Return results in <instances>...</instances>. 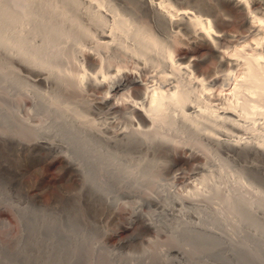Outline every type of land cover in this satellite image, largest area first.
I'll return each mask as SVG.
<instances>
[{
  "label": "bare ground",
  "instance_id": "6f19581e",
  "mask_svg": "<svg viewBox=\"0 0 264 264\" xmlns=\"http://www.w3.org/2000/svg\"><path fill=\"white\" fill-rule=\"evenodd\" d=\"M226 7L239 16L230 28ZM237 34L234 46H222L225 37ZM196 43L208 47L198 60L192 56ZM184 47H190L189 53L178 58L177 51ZM208 56L214 63L203 67ZM129 70L143 83H126ZM0 136L18 149L41 146L56 152L61 168L75 173L72 185L80 192L147 193L148 203L162 212L146 216V227L155 232L153 240L148 237L153 245L144 248L147 261L132 264H212L207 258L237 253L247 264H264V246L253 251L235 241L238 229L204 227L203 209L196 201L187 205L174 200L177 212L162 197H152L153 192L163 196L188 188L210 199L222 196L227 183L223 186L210 160L212 149L215 155L225 150L264 158V0H1ZM178 139L189 141L188 148L201 145L205 153L209 150L206 161L200 160L186 176L193 185L174 183L172 177L166 181L164 161L144 167L137 155L141 162L133 160L135 155L129 157L133 161L128 155L129 162L124 160L130 148L171 158ZM117 149L127 152L123 156ZM187 161L180 162L185 166ZM200 178L212 179L205 186L200 182L207 189L195 183ZM179 206H187V215L197 222L189 226ZM164 214L172 216L164 221L169 230L151 220ZM139 215L137 208L133 217ZM212 219L224 221L220 216ZM162 226L170 231L165 239L160 237L166 232ZM99 241L102 249H94L91 239L77 240L80 247L70 251L86 254L74 259L81 264H119L111 245Z\"/></svg>",
  "mask_w": 264,
  "mask_h": 264
},
{
  "label": "rangeland",
  "instance_id": "374dc122",
  "mask_svg": "<svg viewBox=\"0 0 264 264\" xmlns=\"http://www.w3.org/2000/svg\"><path fill=\"white\" fill-rule=\"evenodd\" d=\"M224 16L227 18L225 23L227 27L229 26L230 28V26L233 27L234 25H237L236 22L238 23L239 16L236 12L232 11V9L230 10V8L228 9L226 7L224 9ZM237 35L225 37L223 39L222 46H224V48H226V46L229 47L230 45L234 46L235 40L239 37V35ZM193 47L192 56L195 60H198L199 58L201 59V57L208 52V47L205 44L196 43ZM182 49L184 50L181 51ZM181 50L179 49V51H177L178 58L182 55H187L190 47H184L181 48ZM178 52L180 53L178 54ZM212 63H214V59L212 56H208L202 61V64L204 65L202 66H211ZM134 74H136L135 71H132L130 74L129 72L126 73V78H129L126 83H128V81L136 84H141L140 82L143 83V81L140 80L141 78ZM128 76H132L134 78L137 77V81ZM218 78L219 77L215 78V82H218ZM10 80H13V77L10 78ZM124 90L126 91V89ZM43 115L46 119L47 115L45 114H41L40 118H42ZM42 134L41 136H45ZM178 141L180 142L179 145H177V147L174 145L177 151L171 158L168 159L161 156H159L160 158L153 156V152V154L150 152L147 153L144 150L140 153L141 150L139 148V150L133 148L135 149L134 151L133 149L131 150V148L127 149L128 152L125 150L128 153L126 156L123 155L126 153L125 151L122 152L119 149H117V151H120L119 153L125 158L127 155L128 158L135 155L133 158L135 161H137V158H141L140 160L142 162L145 161V163H142L140 160L138 161H140L144 167H154L158 164L161 165L159 162L164 161L165 166L167 165V170H163L166 174L163 171L161 173L169 175H167L168 177H165L166 179H169L166 181L169 182L173 179L172 181H174V183L179 181L177 184H183L182 182L185 181L184 183H186L187 181L189 185H193L194 182L190 184V178L188 179L186 176L191 173L197 165H199L200 160L201 163H203L202 161L207 158H205V156L209 155V150L205 153L207 150L206 148L204 150L201 145L200 147H202L203 150L198 147V145H191L193 149L192 147L188 148L189 146L187 144L189 141H185V148L184 139H178L175 144H178ZM19 149L16 144L12 143L10 140L0 138V264H81L78 258L74 259V257L84 256L86 253L80 251L83 255L76 252L74 254L70 250L73 247H80L79 245L76 246L75 243L77 240H81L82 238L88 240L91 239L95 245V248L93 247L94 249H96V246L97 249L101 248H98V246L103 243L100 244L101 241L99 240L107 243L108 246L110 244L111 246L109 247L114 252L113 253L111 251L113 254L111 255L114 257V254H117H115L117 257H114V259L117 258L114 260L115 263L116 261H119V264H132L135 262H142L144 260L147 261L146 249L144 248L153 243H149L148 240L151 238L153 240V234L155 235V232L152 231V228L146 227L145 218H147L146 216H149L151 212H162L161 207L158 210L156 205L154 206V204H152V207L149 204V198H145L147 193L145 194L144 192H140L141 194H139V192H123V194L122 192L119 193L118 191H112L110 192L111 194L109 193V195H107L109 196V198H107L105 194L100 195L80 192L75 190L74 185H72V181L74 184L76 178L75 173L70 175L66 173L63 168H61L62 163H60L61 161L59 160V155L56 152H53L55 154H52V151H48V149L41 146H35L31 149L23 148L24 150L20 149V151ZM40 149L43 150V152ZM30 150L33 151L31 152ZM213 151L215 150L212 149V152H210V155H212L210 160L214 162V168L217 170L216 173L220 179L222 178V180L226 181H223V186L227 183V187H223L224 193L222 192V196L218 195L220 196L218 197L215 195L210 199L206 196V194H203L204 192L188 188L185 191L183 190L184 192L181 191L175 194L172 193L173 195L170 193H164V197L162 196V192H158L156 195L153 192L154 195H152V197H162L164 200L162 202H164V204L170 203V205L167 204L168 208L175 209L177 212H179L180 209H177L178 205L175 207L174 203L178 202L176 200H184L187 205L189 203L188 201L191 202V200L194 201L193 203H199L201 205L200 207L203 209V215L201 213L199 214L202 215V225L204 227L210 229L217 228L216 230L219 228L221 229L219 231H231L238 229V234H235V241L241 244H246V246L249 247L251 246L253 251H257L260 247L264 246V219L262 220L264 216V158L258 156L247 157L243 153L229 154L230 152H226L225 150L220 152L217 151L218 153L215 155ZM222 152L224 154H222ZM17 153L18 156L16 155ZM204 154L206 155L204 156ZM219 154H222L223 156L220 155L221 157L219 158ZM136 155L138 156L137 158ZM56 156L57 158H55ZM50 157L52 159H50ZM150 157H153V159L158 158V163L156 159L153 160ZM125 158L124 160H128L127 162H129V159H132ZM145 158L148 162H146L147 160ZM181 158L188 160L185 165L186 167L182 165L183 159ZM166 160H169L168 163ZM154 161H156V165H152V162ZM45 170L49 173L51 172L50 175L49 173L46 174V172H44ZM154 171V174L156 171L159 174L160 170ZM243 171L245 172L243 173ZM170 177H172L171 180ZM200 179L195 181V183H198L197 185H200V187L203 186L202 183L205 186L206 183H210L209 181L212 182V179H209V181L206 182H204V180L202 182L203 178L201 180ZM67 180H70L71 184H69L73 187L70 188ZM62 182H65L67 186H63L65 183L62 184ZM186 186L188 187V185ZM229 187L232 188L230 189ZM239 194H244V197H241L245 200H249L250 203L248 204V201L245 200V202H243V199L238 196ZM238 199L239 202H237ZM166 200L167 202L165 203ZM171 202H173V206L169 207L172 205ZM240 202H242V204L237 205L238 203L240 204ZM243 203L244 206H242ZM230 204L232 207L236 205V208L233 209ZM181 207L179 206V208ZM186 207L187 206H183L184 209L181 208V211H184L183 213H186L188 210V208L186 210ZM137 208L141 209L143 216L139 215L133 217V211ZM251 208L252 210H249ZM216 209H219L218 215L216 214ZM253 210H257L255 213H258H254L256 216H254ZM187 213L184 217L189 226L190 224L197 222V218H193L192 215H187ZM251 215H253V217ZM257 215L259 217H257ZM260 215L262 217H260ZM214 216L224 217V221H222V223H217L212 219ZM167 217L171 218L172 216H165L164 214L159 218L153 217L151 220L153 222L155 221L154 223L161 227V225H165L164 221L167 220ZM256 218H260L263 223H261V221L258 222L260 219L258 220ZM256 220H258L257 222L260 224H257ZM234 225L237 226L234 227ZM163 226L162 228L166 227ZM166 228H164V230H166V235L163 234L165 236L162 235L160 236L161 238H167V232L170 231H167L168 228ZM138 233L141 235L139 238L137 237ZM148 237H150V239ZM210 239L211 238H208L207 240ZM96 240L99 241L98 244L100 245L97 244ZM50 241L55 243L54 246L50 245L52 244ZM226 241L229 242V240ZM97 253L99 254V252H95V256ZM239 254L240 253L233 256H227V258L211 256L207 259H210L208 262H211L212 264H247L246 261L240 259ZM262 254L264 256V252H262ZM61 256H63L64 259H60L63 258ZM70 257H73V259Z\"/></svg>",
  "mask_w": 264,
  "mask_h": 264
}]
</instances>
